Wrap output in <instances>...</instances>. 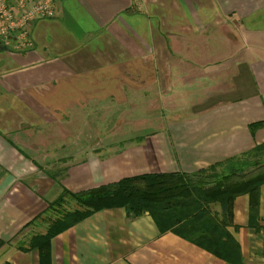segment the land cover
I'll list each match as a JSON object with an SVG mask.
<instances>
[{
    "label": "crops",
    "instance_id": "1",
    "mask_svg": "<svg viewBox=\"0 0 264 264\" xmlns=\"http://www.w3.org/2000/svg\"><path fill=\"white\" fill-rule=\"evenodd\" d=\"M30 39L0 51V264H41L36 220L65 190L264 144L249 129L264 121V0H56ZM258 212L253 229L250 197L235 199L238 263L113 209L55 237L51 264H264V184Z\"/></svg>",
    "mask_w": 264,
    "mask_h": 264
},
{
    "label": "trees",
    "instance_id": "2",
    "mask_svg": "<svg viewBox=\"0 0 264 264\" xmlns=\"http://www.w3.org/2000/svg\"><path fill=\"white\" fill-rule=\"evenodd\" d=\"M260 128L264 121L249 126L253 135ZM262 167L264 144L194 173H149L81 193L65 190L37 218L48 227L45 234L32 238L30 248L40 251L41 264H51L55 237L98 212L124 209L132 219L149 214L162 234L173 233L229 263L241 262L240 246L228 228L233 222L234 201L241 195L250 197V227L259 228L264 172L254 170ZM68 203H75L76 208L66 210Z\"/></svg>",
    "mask_w": 264,
    "mask_h": 264
},
{
    "label": "built area",
    "instance_id": "3",
    "mask_svg": "<svg viewBox=\"0 0 264 264\" xmlns=\"http://www.w3.org/2000/svg\"><path fill=\"white\" fill-rule=\"evenodd\" d=\"M55 2L56 0H0V44L14 51L31 49L32 27L39 21L55 18Z\"/></svg>",
    "mask_w": 264,
    "mask_h": 264
},
{
    "label": "rangeland",
    "instance_id": "4",
    "mask_svg": "<svg viewBox=\"0 0 264 264\" xmlns=\"http://www.w3.org/2000/svg\"><path fill=\"white\" fill-rule=\"evenodd\" d=\"M144 109L147 110V107H144ZM133 113H135V112H133ZM138 113H141V112H138ZM150 125H151V124H150ZM122 126H123V125H121V127H122ZM145 126H146V127H145ZM143 127H145V128H143V131H145V130L148 129V127H147L146 124L143 125ZM124 130H128V131H130L131 128H129V127H124ZM262 170H264V167H262V168H260V169H255L254 172H255V173H258V172H260V171H262ZM74 208H76V204H75V203H68V205H66V207H65V209L68 210V211L73 210ZM214 209H215V208H214ZM42 223L48 227V223H47V222L42 221ZM47 227H46V228H47Z\"/></svg>",
    "mask_w": 264,
    "mask_h": 264
},
{
    "label": "water",
    "instance_id": "5",
    "mask_svg": "<svg viewBox=\"0 0 264 264\" xmlns=\"http://www.w3.org/2000/svg\"><path fill=\"white\" fill-rule=\"evenodd\" d=\"M6 50H7V48L4 46L0 48V51H6Z\"/></svg>",
    "mask_w": 264,
    "mask_h": 264
}]
</instances>
